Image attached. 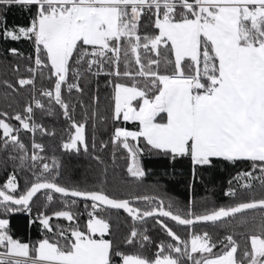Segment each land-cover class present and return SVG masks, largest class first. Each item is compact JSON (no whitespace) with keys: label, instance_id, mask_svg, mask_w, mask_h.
<instances>
[{"label":"snow or ice","instance_id":"1","mask_svg":"<svg viewBox=\"0 0 264 264\" xmlns=\"http://www.w3.org/2000/svg\"><path fill=\"white\" fill-rule=\"evenodd\" d=\"M0 5L19 6L31 17L27 25L2 29L5 38H26L34 45L35 67L28 69L33 76L18 84L34 88L37 73L48 79L52 86L40 95L59 105L68 119L65 86L69 92L82 93L79 81L86 75L112 78L108 81L111 119L136 125L134 130L116 127L111 137L115 147L127 151L126 170L132 178L147 174L140 157L155 152L173 162L189 159L193 179L198 169L213 168L217 161L251 162V170L238 172L234 179L242 189L258 181L264 190V0H0ZM144 18L148 20L144 28L153 29L150 34L142 31ZM10 51L19 54L17 49ZM44 69H48L47 77ZM33 99L36 107L43 108L39 99ZM92 102L98 104L99 97L94 95ZM32 113L28 105L23 115L15 114L20 127L0 118V150L20 153L9 158L19 159L21 166L31 161L30 170L39 166L32 172L34 181L23 191L15 173L0 185V264H264V198L203 214H196L190 201L187 215H181L170 210L171 203L166 210L158 197H134L149 206L141 209L132 199L114 198L102 189L63 186L56 182L58 171L51 179L45 176L59 165L55 160L52 166L43 162L39 155L43 146L33 142L32 148L38 151L29 156L19 137L21 128L28 132L42 128L32 121ZM71 128L74 132L62 147L87 153L86 121L72 120ZM94 158L103 163L99 156ZM42 192L48 203L54 199L52 193L91 201L85 204L91 211L83 228L79 213L70 210L76 200L65 202L61 210L32 216L34 198ZM225 195L235 197L236 189L230 187ZM108 210H123L133 221L164 217L186 227L223 223L248 210L262 215L259 222L256 217L241 220L256 228L244 235L243 249L232 234L213 240L207 231H193L184 238L157 218L174 243L161 242L149 256L121 251L105 238L111 231L103 215ZM19 212L29 214L30 226L39 225V240L22 242L11 234L6 217ZM54 219L68 224H54ZM138 237L144 248L143 242L150 238L136 227L125 243L131 245Z\"/></svg>","mask_w":264,"mask_h":264},{"label":"trees","instance_id":"2","mask_svg":"<svg viewBox=\"0 0 264 264\" xmlns=\"http://www.w3.org/2000/svg\"><path fill=\"white\" fill-rule=\"evenodd\" d=\"M30 18V13L19 6L0 5V113H8L7 117L0 118L6 119L15 127H20L19 121L14 119L15 114L19 112L23 115L24 109L31 103L33 96L41 101L43 108H38L35 120L42 126V129L36 132L34 141L44 148V151L39 154L44 157L43 162L52 166L53 160H55L59 165L50 174L45 173L46 177L51 179V176L58 171L59 175L56 182L63 186L87 191L102 189L111 197L132 199L134 206L141 209L149 206L143 201H135L134 197H158L164 201L166 210L171 203L170 210L181 215H187L190 201H194L193 210L195 213L203 214L213 208L264 198V190L261 189L258 181H253L252 188L242 189L234 179L238 172L251 170V162L248 161H238L235 164L217 161L213 168L198 169L197 178L193 179L192 165L189 159L181 158L173 162L164 155L145 152L140 160L147 174L139 180L132 178L126 170L127 151L122 147H115L111 143V137L116 127L134 130L136 125L133 122L113 121L111 119L112 88L108 83L112 79L111 77L104 74L99 76L86 75L79 81L80 87L83 89L82 93L76 90L69 92L66 86L63 88V99L70 105L71 120L64 116L63 109L59 105H56L54 101L50 103L49 98L40 95L43 89L51 88L52 85L48 79H41L37 73L34 88L32 85L21 87L18 84L20 79L33 76L28 69L33 67L34 45L31 40L26 38L20 40L5 38L2 29L6 27L11 30L16 26L27 25ZM147 24L148 20L144 18L142 31L150 34L153 29L151 27L144 28V25ZM10 49H17L19 54H12ZM44 74L45 77L49 75L48 69H44ZM71 82L73 80L70 77L69 83ZM94 95L99 97L98 104L92 102ZM93 111L96 112L95 117L92 116ZM72 120L86 121L87 153L83 150L79 153L67 151L62 147L70 134L74 132V129L71 128ZM19 137L28 149L30 156L33 142L31 136L21 128ZM2 139V130H0V140ZM102 143L107 146L102 148ZM141 146H143V142H141ZM19 155L20 153L11 148L0 150V185L4 184L8 177L15 173L19 188L23 191L34 181L35 177L32 172L38 171L39 166L36 170H30L31 161L21 166L19 159L9 158ZM96 156H99L103 163L97 161L94 158ZM85 167H90L93 174L83 176ZM68 170L72 171V175H68ZM230 181L231 183H229ZM230 187L236 189V197L240 199L239 201L234 200L232 196L225 195ZM52 194L54 199L51 203L46 201L43 192L34 199L32 216L41 211L50 214L53 211L61 210L65 202L70 204L73 200V198ZM75 200L77 203L70 210L79 213L78 222L83 228L88 218L87 212L91 211L90 207L85 209V204L90 205L91 202ZM46 204L47 207H45ZM103 215L111 224V231L106 235V238L112 239L121 251L128 253L142 251L144 254L152 256L157 251V245L161 242L174 243L172 238L167 236L166 232L156 223L157 218L163 219L173 231L184 238H187L193 231H207L213 240L222 239L224 236L232 234L243 249L246 243L244 235L256 231V228L251 222L242 224L241 220L248 219L251 221L252 217H256L257 222H259L262 213L247 211L223 223L218 222L215 225L212 223L197 224L191 227L178 225L164 217L147 218L142 222L133 221L130 216L120 210H108ZM6 218L10 220V230L14 238L29 243L41 238L39 225H29L31 218L29 214L19 212ZM53 223H60L65 226L68 224L63 219H54ZM133 227L150 238L149 241L143 242L144 248L140 247L141 240L139 237L131 245L125 243Z\"/></svg>","mask_w":264,"mask_h":264},{"label":"built area","instance_id":"3","mask_svg":"<svg viewBox=\"0 0 264 264\" xmlns=\"http://www.w3.org/2000/svg\"><path fill=\"white\" fill-rule=\"evenodd\" d=\"M34 56H35V51H34ZM33 67H35V65H34V57H33ZM23 79H28V78H23ZM33 97H34V96H33ZM35 99H37V98L35 97ZM29 105H32V107H33L32 121H34V122L36 123L35 115H36V111L38 110L39 107H36L33 98H32V101H31V103H30ZM27 106H28V105H27ZM23 114H24V113H23ZM36 124H38V123H36ZM38 125H40V124H38ZM41 129H42V128H39V129H37L35 132H28V131H26V132H28V134L31 136L33 142H35V141H34V137H35V135H36V132L40 131ZM33 142H32V143H33ZM35 143H36V142H35ZM31 150H32L31 153H32L33 151H38V150H34L33 148H32ZM43 151H44V148H43ZM43 151H40L39 154H41ZM73 200H75V199H73ZM70 204H71V202H70Z\"/></svg>","mask_w":264,"mask_h":264},{"label":"rangeland","instance_id":"4","mask_svg":"<svg viewBox=\"0 0 264 264\" xmlns=\"http://www.w3.org/2000/svg\"><path fill=\"white\" fill-rule=\"evenodd\" d=\"M68 175H72V171H70V170H68ZM91 174H93V171L92 170H90V167H85L84 169H83V173H82V175L83 176H89V175H91ZM234 200H236V201H239L240 199L238 198V197H234ZM105 238H106V236H105ZM107 239V238H106Z\"/></svg>","mask_w":264,"mask_h":264},{"label":"water","instance_id":"5","mask_svg":"<svg viewBox=\"0 0 264 264\" xmlns=\"http://www.w3.org/2000/svg\"><path fill=\"white\" fill-rule=\"evenodd\" d=\"M40 193H38L37 194V196L39 195ZM56 194V193H55ZM57 195H59V196H61L60 194H57ZM36 198V197H35ZM34 198V199H35ZM68 198H73V199H78V200H81L80 198H74V197H68ZM89 202H91V201H89ZM120 211H123V210H120ZM248 211H252V210H248ZM124 212V211H123ZM127 214V213H126ZM128 215V214H127ZM149 218H153V217H149ZM147 219V218H146ZM166 219H168V220H170L169 218H166ZM174 222V221H173ZM176 223V222H175ZM210 223V222H209ZM198 224H206V223H198ZM197 225V224H196ZM184 227H186V226H184ZM188 227H191V226H188Z\"/></svg>","mask_w":264,"mask_h":264}]
</instances>
